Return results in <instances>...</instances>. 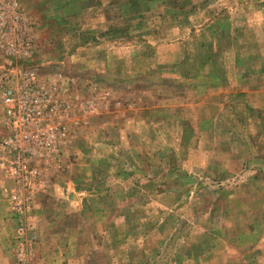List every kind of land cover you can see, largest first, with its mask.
<instances>
[{"label":"rangeland","instance_id":"374dc122","mask_svg":"<svg viewBox=\"0 0 264 264\" xmlns=\"http://www.w3.org/2000/svg\"><path fill=\"white\" fill-rule=\"evenodd\" d=\"M17 2L70 108L0 164V264H264V0Z\"/></svg>","mask_w":264,"mask_h":264},{"label":"built area","instance_id":"2783aa9c","mask_svg":"<svg viewBox=\"0 0 264 264\" xmlns=\"http://www.w3.org/2000/svg\"><path fill=\"white\" fill-rule=\"evenodd\" d=\"M36 32L34 20L17 0H0V100L9 133L1 143L5 154L0 164L19 182L35 174L28 167L30 161L49 159L67 138L70 104L36 70L25 66L35 52Z\"/></svg>","mask_w":264,"mask_h":264}]
</instances>
